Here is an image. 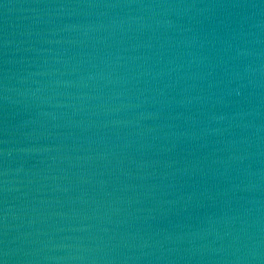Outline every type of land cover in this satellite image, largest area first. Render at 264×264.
<instances>
[{
    "label": "water",
    "instance_id": "obj_1",
    "mask_svg": "<svg viewBox=\"0 0 264 264\" xmlns=\"http://www.w3.org/2000/svg\"><path fill=\"white\" fill-rule=\"evenodd\" d=\"M3 264H264V0H0Z\"/></svg>",
    "mask_w": 264,
    "mask_h": 264
},
{
    "label": "snow or ice",
    "instance_id": "obj_2",
    "mask_svg": "<svg viewBox=\"0 0 264 264\" xmlns=\"http://www.w3.org/2000/svg\"><path fill=\"white\" fill-rule=\"evenodd\" d=\"M0 264H3V261H0Z\"/></svg>",
    "mask_w": 264,
    "mask_h": 264
}]
</instances>
